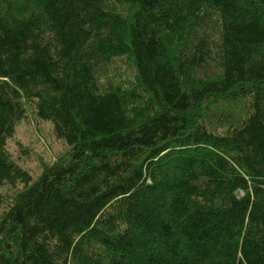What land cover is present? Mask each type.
I'll list each match as a JSON object with an SVG mask.
<instances>
[{
	"label": "trees",
	"instance_id": "obj_1",
	"mask_svg": "<svg viewBox=\"0 0 264 264\" xmlns=\"http://www.w3.org/2000/svg\"><path fill=\"white\" fill-rule=\"evenodd\" d=\"M262 49L264 0H0V264H264ZM23 102L68 148L34 180Z\"/></svg>",
	"mask_w": 264,
	"mask_h": 264
},
{
	"label": "rangeland",
	"instance_id": "obj_2",
	"mask_svg": "<svg viewBox=\"0 0 264 264\" xmlns=\"http://www.w3.org/2000/svg\"><path fill=\"white\" fill-rule=\"evenodd\" d=\"M218 21V17H213L207 32H203V35L206 34L208 40L215 46H217L218 39ZM201 32L202 30L200 34ZM256 55L264 57V49L259 50ZM253 59L256 60L257 58L254 56ZM112 69L113 71L107 75L108 78L106 80L111 79L121 85L123 89H129L134 79L128 72L124 62L122 60L116 61ZM209 69H207L209 80L217 79L219 70L215 69L212 74ZM125 74L128 76L126 81H124ZM102 82H105V78H103ZM23 107L25 115L16 123L14 134L7 141L6 149L13 160L32 173V180H34L40 175L44 165L53 164L58 158L64 157L68 148L63 141L54 137L52 126L49 122L37 118L34 103L23 102ZM22 189V184H16L12 187L5 185L0 187V219L7 211L8 205L15 199L17 192Z\"/></svg>",
	"mask_w": 264,
	"mask_h": 264
}]
</instances>
